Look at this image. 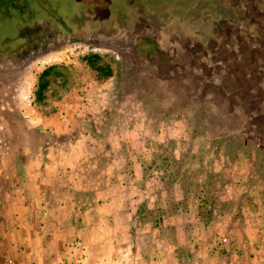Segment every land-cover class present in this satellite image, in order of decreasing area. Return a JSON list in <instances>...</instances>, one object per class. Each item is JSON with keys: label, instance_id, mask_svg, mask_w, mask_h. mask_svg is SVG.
Wrapping results in <instances>:
<instances>
[{"label": "rangeland", "instance_id": "obj_1", "mask_svg": "<svg viewBox=\"0 0 264 264\" xmlns=\"http://www.w3.org/2000/svg\"><path fill=\"white\" fill-rule=\"evenodd\" d=\"M53 1L50 45L0 62V206L27 214L0 264H264V42L216 48L193 0Z\"/></svg>", "mask_w": 264, "mask_h": 264}, {"label": "flooded vegetation", "instance_id": "obj_2", "mask_svg": "<svg viewBox=\"0 0 264 264\" xmlns=\"http://www.w3.org/2000/svg\"><path fill=\"white\" fill-rule=\"evenodd\" d=\"M49 1L48 9L43 11L39 8L42 0H0V34L2 35L0 38V62L24 61L28 57L36 56L50 45L49 40L53 39V36L47 39L49 33L45 35L43 28L44 25L54 24L56 19L54 16L57 15L56 7L59 3L53 0ZM256 2L258 4H255ZM145 3H148L150 7L151 3L148 1ZM189 6V14L194 15L199 23L211 21L213 17L218 21V24L212 23L208 30L212 35L208 40L209 42L212 40L215 47L224 44V41H221V33L224 34L225 44L232 45V47L236 44V40L241 39L242 33L245 31L250 34V37L249 35L245 37L249 41L264 42V0H193ZM163 7H161L163 12L161 8H158L157 11L152 10L145 14L148 17L147 28L151 27L150 16L165 15V10L169 8L164 5ZM252 12L257 13L258 19L256 20L258 22L252 16ZM101 22L100 20L99 27H101ZM113 25L114 23H112ZM252 28L256 29L258 34L255 31H250ZM232 29H236V31L232 32ZM176 37L178 38L176 43L180 44L183 36L176 35ZM209 42L206 41V43Z\"/></svg>", "mask_w": 264, "mask_h": 264}, {"label": "crops", "instance_id": "obj_3", "mask_svg": "<svg viewBox=\"0 0 264 264\" xmlns=\"http://www.w3.org/2000/svg\"><path fill=\"white\" fill-rule=\"evenodd\" d=\"M18 189V188H17ZM26 204V201H23L21 203V205L19 204V206H23V208H25L26 206H24ZM3 206L7 207V203H3ZM18 208V211L19 212H16V215L13 216V214L11 215V213H9V211L5 210L4 207L2 208L0 206V218L3 219V220H7V221H14V220H23L26 218L27 214L24 213V211L22 212V209L20 207H17ZM19 215H18V214ZM13 229L15 230L14 226L11 225V226H8L7 227V230H4V229H0V236H5L7 234H10V233H14L12 232Z\"/></svg>", "mask_w": 264, "mask_h": 264}]
</instances>
